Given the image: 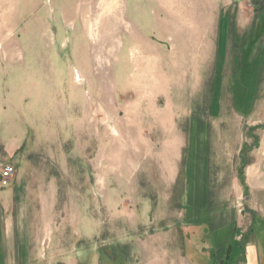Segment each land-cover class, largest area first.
<instances>
[{
    "label": "rangeland",
    "instance_id": "obj_1",
    "mask_svg": "<svg viewBox=\"0 0 264 264\" xmlns=\"http://www.w3.org/2000/svg\"><path fill=\"white\" fill-rule=\"evenodd\" d=\"M2 10L0 95L24 123L9 164L33 264H190L198 222L239 220L243 172L264 152V0Z\"/></svg>",
    "mask_w": 264,
    "mask_h": 264
},
{
    "label": "crops",
    "instance_id": "obj_2",
    "mask_svg": "<svg viewBox=\"0 0 264 264\" xmlns=\"http://www.w3.org/2000/svg\"><path fill=\"white\" fill-rule=\"evenodd\" d=\"M7 1L0 0L1 11ZM3 19L0 16L1 36ZM3 101L0 95V169L16 161L15 153L25 140L23 121H10L8 111L2 108ZM240 183L244 196L239 220L216 224L210 231L204 222H198L196 227L204 234L199 249L192 244L189 251L181 253L190 264H264V152L252 157ZM202 195L206 196V191ZM204 208L203 203L198 205L199 211ZM35 259L23 190L11 180L3 185L0 178V264H33Z\"/></svg>",
    "mask_w": 264,
    "mask_h": 264
},
{
    "label": "built area",
    "instance_id": "obj_3",
    "mask_svg": "<svg viewBox=\"0 0 264 264\" xmlns=\"http://www.w3.org/2000/svg\"><path fill=\"white\" fill-rule=\"evenodd\" d=\"M15 172L12 164L5 165L0 171V178L3 185H6L13 177ZM241 264V263H239Z\"/></svg>",
    "mask_w": 264,
    "mask_h": 264
}]
</instances>
